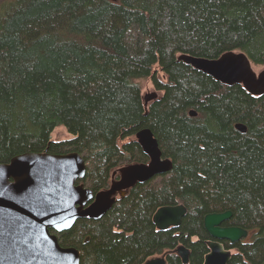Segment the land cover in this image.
Instances as JSON below:
<instances>
[{
    "label": "trees",
    "instance_id": "1",
    "mask_svg": "<svg viewBox=\"0 0 264 264\" xmlns=\"http://www.w3.org/2000/svg\"><path fill=\"white\" fill-rule=\"evenodd\" d=\"M232 50L264 67V0H0V163L78 151L88 165L77 182L97 193L122 165L149 160L136 137L144 127L173 160L160 183L135 184L101 218L51 229L62 246L81 249L80 264L163 254L165 264H185L180 244L187 264H204V217L226 210L223 225L251 233L222 240L228 264L264 260V93L178 59ZM139 79L161 95L146 105ZM57 126L73 137L53 139ZM177 203L187 207L181 224L158 229L156 210Z\"/></svg>",
    "mask_w": 264,
    "mask_h": 264
},
{
    "label": "water",
    "instance_id": "2",
    "mask_svg": "<svg viewBox=\"0 0 264 264\" xmlns=\"http://www.w3.org/2000/svg\"><path fill=\"white\" fill-rule=\"evenodd\" d=\"M178 59L224 83H241L252 94L264 93V67L255 71L243 51H227L218 58L184 53ZM156 96V92L144 95L145 104L148 98ZM189 114L195 116L196 109H191ZM236 127L242 131L247 129L243 122ZM136 137L149 160L122 165L113 172L110 185L97 193L83 182H77L86 175L88 165L78 151H27L7 163H0V264H80V249L62 246L51 229L57 232L70 229L80 217L101 218L130 187L167 174L173 168V160L163 156L150 128L140 129ZM186 212L183 203L162 205L153 220L158 229L164 230L180 225ZM231 216V210L205 215L210 250L204 264H228L232 251L222 240L234 243L249 235L247 228L223 225ZM175 252L185 264L189 262L190 249L184 244L178 245ZM165 263L163 254L148 258L144 264Z\"/></svg>",
    "mask_w": 264,
    "mask_h": 264
},
{
    "label": "rangeland",
    "instance_id": "3",
    "mask_svg": "<svg viewBox=\"0 0 264 264\" xmlns=\"http://www.w3.org/2000/svg\"><path fill=\"white\" fill-rule=\"evenodd\" d=\"M263 67L262 66H254L255 71L259 72ZM139 81L143 85V94L146 95L148 93H151L153 91L158 92V95L160 96L162 91L158 90L155 88V85L150 79H139ZM152 100H150L147 104H149ZM73 137V134L68 130L67 127L65 126H57L53 132H52V138L55 140H60V139H66ZM163 175H158L156 176L153 181L155 184H158L162 181ZM251 233L249 234L250 237Z\"/></svg>",
    "mask_w": 264,
    "mask_h": 264
},
{
    "label": "bare ground",
    "instance_id": "4",
    "mask_svg": "<svg viewBox=\"0 0 264 264\" xmlns=\"http://www.w3.org/2000/svg\"><path fill=\"white\" fill-rule=\"evenodd\" d=\"M71 31V30H70ZM79 37V36H78ZM76 38V37H75ZM180 56V55H179ZM179 58V57H178ZM180 60V59H179ZM139 74V73H138ZM153 92H156V91H153ZM153 92H151V93H153ZM151 93H149V94H151ZM156 94H157V96L156 97H150V98H148V102L150 101V100H155V99H157L158 97H159V95H158V92H156ZM144 95V94H143ZM144 97V96H143ZM147 102V103H148ZM147 105V104H146ZM193 109V108H192ZM197 111V110H196ZM198 113V112H197ZM148 128H150V127H148ZM151 129V128H150ZM72 131V130H71ZM91 153V152H90ZM94 155V154H93ZM137 162V161H136ZM109 216V215H108ZM79 226V225H78ZM78 229V228H77Z\"/></svg>",
    "mask_w": 264,
    "mask_h": 264
},
{
    "label": "flooded vegetation",
    "instance_id": "5",
    "mask_svg": "<svg viewBox=\"0 0 264 264\" xmlns=\"http://www.w3.org/2000/svg\"><path fill=\"white\" fill-rule=\"evenodd\" d=\"M116 178H118V177H116ZM81 179V178H80ZM78 181V180H77ZM79 183H81V182H79ZM84 183V182H83ZM85 184V183H84ZM86 185V184H85ZM87 186V185H86ZM119 197V196H118ZM80 251H81V249H80ZM82 252V251H81Z\"/></svg>",
    "mask_w": 264,
    "mask_h": 264
}]
</instances>
